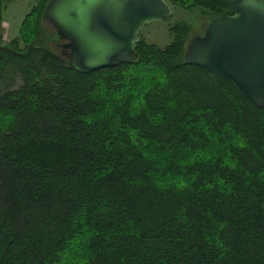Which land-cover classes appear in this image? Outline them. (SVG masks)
I'll return each mask as SVG.
<instances>
[{"label": "trees", "instance_id": "1", "mask_svg": "<svg viewBox=\"0 0 264 264\" xmlns=\"http://www.w3.org/2000/svg\"><path fill=\"white\" fill-rule=\"evenodd\" d=\"M48 1L0 34V264H264V106L184 60L182 19L76 70ZM165 1L207 20L230 0Z\"/></svg>", "mask_w": 264, "mask_h": 264}, {"label": "water", "instance_id": "2", "mask_svg": "<svg viewBox=\"0 0 264 264\" xmlns=\"http://www.w3.org/2000/svg\"><path fill=\"white\" fill-rule=\"evenodd\" d=\"M169 15L165 0H49L43 11L67 63L83 72L132 61L141 27ZM183 57L264 106V0H230L228 12L210 17L202 33L189 37Z\"/></svg>", "mask_w": 264, "mask_h": 264}, {"label": "rangeland", "instance_id": "3", "mask_svg": "<svg viewBox=\"0 0 264 264\" xmlns=\"http://www.w3.org/2000/svg\"><path fill=\"white\" fill-rule=\"evenodd\" d=\"M37 0H7L2 9V26H0V34L3 41H8L11 37L23 32L30 31L32 27V20L35 11L32 12V7L36 4ZM170 15L165 19L152 20L144 24L139 30L138 37H143L149 42H155L159 45H164L171 40V34L168 27L176 19L185 20L190 24L188 36L193 34H200L204 30V23L206 22L205 16H202L198 10H189L179 6H174L167 3ZM29 12V14H27ZM32 12V13H31ZM27 17L24 24L22 22ZM45 25H48L44 21ZM21 26L23 28H21ZM62 49V47H57ZM1 78L0 84L3 85ZM15 86L16 83L13 82Z\"/></svg>", "mask_w": 264, "mask_h": 264}]
</instances>
